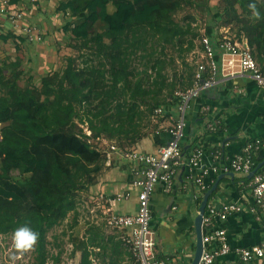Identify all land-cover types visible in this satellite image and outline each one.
<instances>
[{
    "label": "trees",
    "instance_id": "1",
    "mask_svg": "<svg viewBox=\"0 0 264 264\" xmlns=\"http://www.w3.org/2000/svg\"><path fill=\"white\" fill-rule=\"evenodd\" d=\"M190 1L72 0L60 8L74 10L78 6L81 9L76 14L80 23L73 29L74 34L88 33L89 22H101L106 26V34L112 40L111 46H108L112 50L108 55L112 62V92L117 95L119 84L127 85L131 75L123 61L127 53L120 50L123 36L145 26L165 43L185 36L174 15ZM224 1V16L229 24H244L248 45L264 72V4L253 0ZM253 2L261 12L262 19L257 24L249 20L241 21L237 5L249 11L248 5ZM110 5L113 11L109 9ZM206 35L212 39L216 36L213 32ZM9 38L10 35L3 36L2 40L8 41ZM21 66L20 59L5 61L0 66V94L3 89L7 90L4 96H0V232L8 233L19 226L28 225L39 233L40 245L43 246L46 232L75 210L76 194L96 184L99 168H92L89 164L100 162L102 155L92 149L88 141L107 132H114L111 137L123 134L125 123L134 122L138 113L136 105L127 114L117 107L116 116L103 117L101 112L95 115L102 127H97L93 121H84V118L77 123V106L101 96L86 73L68 67L62 76L53 74L43 78L42 91L34 92L28 88L20 89L19 81L24 75ZM6 69L9 75L5 73ZM192 84L193 80L185 88ZM132 97L134 100L137 95ZM112 98L107 100V104L115 101ZM169 99L158 103L153 115L155 109L166 105ZM84 123L89 125L90 136L78 127ZM112 124L117 125V129H111ZM146 136L133 139L130 146ZM130 149L133 150L132 147ZM66 152L69 153L67 157ZM66 162L75 166L73 171L67 168ZM12 170H19L21 174L31 177L26 183L19 182L11 175ZM192 249L194 252L195 241ZM192 259L193 253L189 264ZM83 264H89L88 254Z\"/></svg>",
    "mask_w": 264,
    "mask_h": 264
},
{
    "label": "rangeland",
    "instance_id": "2",
    "mask_svg": "<svg viewBox=\"0 0 264 264\" xmlns=\"http://www.w3.org/2000/svg\"><path fill=\"white\" fill-rule=\"evenodd\" d=\"M253 1L264 4V0ZM225 6L224 0H191L185 3L174 15L175 22L182 27L185 36L177 37L168 43L159 40L148 26L125 34L120 50L127 53L123 61L128 65L131 75L128 77L127 85L119 84L117 95H113L112 92L110 74L112 62L108 56L112 53L108 48L112 40L106 34V26L101 22H89L88 33L74 34L73 29L80 23L77 15L81 9L78 6L71 11L74 16L71 15L68 25L62 23L60 26L61 29L64 27L66 36L58 41L55 33L54 39H50L56 50L46 56L51 55L52 63L49 60L45 63L33 60L24 63L25 56L19 50L13 56H8L5 61L14 62L20 59L22 63L20 69L24 75L19 81V87L34 92L42 91L43 78L53 74L62 76L68 67L84 71L101 96L99 99L93 98L89 103L77 106V123L84 118V121L90 120L97 127H102L100 120L95 119L99 112L103 117L116 116L117 107H121L127 114L130 113V108L136 105L138 116L131 124L125 123L123 134L111 137L114 132H107L101 134L99 138L91 136L88 141L90 147L102 155L100 162L89 164L92 168L95 166L99 168V173L96 174L97 183L109 169L107 153H110L111 145H116L120 152H124L135 145L130 146V143L138 136H148L160 131V122L154 118L153 109L158 103L168 100L179 88L190 85L193 80L194 62L199 57L200 40L204 34L213 32L218 35L225 32L228 36L248 42L244 24H229L227 21V17L224 16ZM237 10L241 21L249 20L257 24L249 11L239 4ZM56 32L61 30L58 28ZM8 41L11 48H14L15 44L20 45L12 37ZM35 54L39 56L37 52ZM34 57L35 55L32 58ZM5 61H0V66ZM40 67H43V70ZM5 73L9 75V70L6 69ZM6 92L7 90L3 89L0 96H4ZM135 94L137 97L133 100L132 96ZM111 97L115 101L107 104ZM88 126L84 123L78 127L89 136L88 132L91 131ZM116 127L117 125L112 124L111 129H117ZM1 140L0 130V142ZM65 155L67 157L69 153L66 152ZM113 156V166H116L119 164L117 158L119 155ZM1 164L0 160V170ZM66 166L72 171L75 168L67 162ZM11 175L22 183H26L31 177L29 174H21L19 170H12ZM93 186L76 194L75 210L50 228L46 232L43 246L38 241L35 250L30 253L20 255L14 248L12 235L22 226L8 233L0 232V264H83L86 254L89 255V264H137L131 250L121 240V232L108 225L103 209L91 194ZM196 214L195 209L194 215ZM190 252L194 254L193 249Z\"/></svg>",
    "mask_w": 264,
    "mask_h": 264
},
{
    "label": "crops",
    "instance_id": "3",
    "mask_svg": "<svg viewBox=\"0 0 264 264\" xmlns=\"http://www.w3.org/2000/svg\"><path fill=\"white\" fill-rule=\"evenodd\" d=\"M15 1L14 3L25 9L27 22L38 28L44 41L43 44L37 45L27 43L18 25L0 19V61H5L8 56H13L19 50L25 56L24 63H30L32 60L40 61V63L49 60L52 63L51 55L46 56L56 50L50 39H54L55 33L58 41L66 36L64 27L61 29L60 26L62 23L68 25L73 15L72 10H64L60 7L72 0ZM109 9L113 11V6L110 5ZM58 28L61 32H56ZM8 35L20 45L15 44L14 48H11L10 41L5 43L2 37ZM36 52L39 56L35 54ZM34 55L35 57L32 58ZM40 69L43 70V67ZM203 105L210 109L205 115L200 113ZM186 118L187 127L183 141L184 161H187V157L193 153L195 147L202 146L205 150V157L200 167L194 170L193 176L196 177L202 168L225 165L228 157L240 153L248 141L264 139V92L257 87L248 74L236 75L233 78L219 74L216 84L203 93L201 99L187 112ZM210 123L218 126L216 132L208 129L207 126ZM162 127L163 125L160 124L158 133L144 137L132 148L143 153H156L171 138ZM218 150L222 151L225 157L216 163L211 154ZM117 158L119 164L113 166V156L110 163L107 162L109 169L99 178L100 181L91 187V194L95 201L99 202L103 214L109 207L108 201L117 199L118 195L126 193L130 188L133 165L120 156ZM254 162L257 165L264 163V149L255 154ZM188 175L187 170L182 169L175 181L173 193L165 194L162 186H159L151 199L152 228L156 232L158 250L161 256H170L175 264H189L193 241L195 240L196 243V239L193 238L197 214L194 215V212L195 209L198 211L205 195ZM221 175L223 177L210 196L209 202L215 205L232 202L242 207V211L230 217L226 223L230 245L234 248H244L261 243L264 239V224L258 222L250 211L253 204L252 178L250 175L233 172L212 173L206 181L210 186L209 190ZM195 196L200 199L194 200ZM136 208L135 193L130 199L119 201L112 207L117 213L124 214L135 213ZM224 260L230 264L237 262L235 256H229Z\"/></svg>",
    "mask_w": 264,
    "mask_h": 264
},
{
    "label": "built area",
    "instance_id": "4",
    "mask_svg": "<svg viewBox=\"0 0 264 264\" xmlns=\"http://www.w3.org/2000/svg\"><path fill=\"white\" fill-rule=\"evenodd\" d=\"M25 9L12 0H0V19H5L18 25L25 41L37 44L44 41L38 28L31 26L26 20ZM199 57L194 62L195 72L193 84L189 88H179L164 106L154 111V118L163 125V129L170 135L169 142L156 153L148 154L136 150L120 152L116 145L110 146L107 162L110 163L113 153L133 165L130 188L126 193L118 195L117 199L108 201L104 215L108 225L121 232V240L131 250L137 264H175L170 256H161L158 250L156 232L152 228L153 215L151 199L162 186L165 194H171L174 184L182 169H186L188 177L193 179L201 193H206L210 186L206 183L212 173H237L250 175L257 164L254 157L264 149V139L248 141L242 151L233 157H228L227 163L212 168H202L193 176L194 170L200 167L205 150L197 146L193 153L184 161L183 141L187 127V112L199 101L205 91L212 88L219 74L233 78L236 75L248 74L257 87L264 92V72L254 58L248 42L241 41L221 32L212 39L204 34L200 40ZM208 106H201L200 113L209 112ZM219 124V123H218ZM208 129L216 132L218 126L210 123ZM89 136L91 135L88 132ZM214 162L225 156L220 150L213 152ZM253 204L250 211L256 220L264 224V166L258 168L251 180ZM135 193L137 208L135 213H117L112 209L113 204L130 199ZM198 196L194 200L198 201ZM242 211L237 203L223 202L220 205L208 203L203 217L202 241L203 252L199 264H230L225 262L229 256H235L236 264H264V239L261 243L251 247H232L228 240L226 223L230 217ZM198 213V211H197Z\"/></svg>",
    "mask_w": 264,
    "mask_h": 264
},
{
    "label": "clouds",
    "instance_id": "5",
    "mask_svg": "<svg viewBox=\"0 0 264 264\" xmlns=\"http://www.w3.org/2000/svg\"><path fill=\"white\" fill-rule=\"evenodd\" d=\"M248 8L252 19L256 21L262 19L261 12L258 10L256 3H249ZM12 240L16 252L24 255L35 250L39 241V233L35 232L30 226L24 225L14 231Z\"/></svg>",
    "mask_w": 264,
    "mask_h": 264
},
{
    "label": "water",
    "instance_id": "6",
    "mask_svg": "<svg viewBox=\"0 0 264 264\" xmlns=\"http://www.w3.org/2000/svg\"><path fill=\"white\" fill-rule=\"evenodd\" d=\"M264 166V163L260 164L257 166V169H255L251 174H250V178H252L254 176V174L256 173V171L258 170V168H261ZM232 175V173H231ZM223 177V175L219 176L218 181L216 182V184L212 187V189H210L209 191H207L203 197V200L199 206L198 209V213L197 216L195 218L194 221V228H195V239H196V243H195V252L193 255V259L191 264H199L200 263V259H201V255L203 252V241H202V224H203V217L206 211V207L209 203V199L210 196L212 195L213 192H215L219 181L221 180V178Z\"/></svg>",
    "mask_w": 264,
    "mask_h": 264
}]
</instances>
